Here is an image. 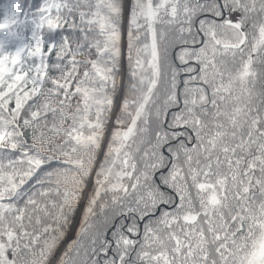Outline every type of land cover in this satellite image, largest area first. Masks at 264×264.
Here are the masks:
<instances>
[{
    "label": "snow or ice",
    "instance_id": "snow-or-ice-1",
    "mask_svg": "<svg viewBox=\"0 0 264 264\" xmlns=\"http://www.w3.org/2000/svg\"><path fill=\"white\" fill-rule=\"evenodd\" d=\"M0 264H264V0H0Z\"/></svg>",
    "mask_w": 264,
    "mask_h": 264
}]
</instances>
